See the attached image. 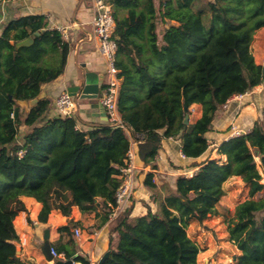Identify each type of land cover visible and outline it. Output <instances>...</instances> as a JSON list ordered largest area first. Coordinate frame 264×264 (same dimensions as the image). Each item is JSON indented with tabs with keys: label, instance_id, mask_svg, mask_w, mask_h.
Here are the masks:
<instances>
[{
	"label": "trees",
	"instance_id": "1",
	"mask_svg": "<svg viewBox=\"0 0 264 264\" xmlns=\"http://www.w3.org/2000/svg\"><path fill=\"white\" fill-rule=\"evenodd\" d=\"M108 1L121 126L84 129L75 115L50 117L48 97L24 117L20 102L38 98L44 85L64 74L70 44L45 15L13 20L0 36V264H37L17 254L14 222L26 212L24 196L43 205L39 222L47 223L54 210L68 219L58 230L67 241L52 244L57 253L90 264L79 255L74 231L83 223L71 217L73 208L99 219L97 229L108 223L131 148L137 162L153 171L169 139L181 141L190 160L185 169L193 174L178 175L167 191L168 185L158 190L155 174L146 172L144 186L155 208L144 202V213L134 217L132 201L111 220L103 264H198L200 249L187 228L217 212L232 177L250 188V199L227 221L240 251L235 262L264 264V108L247 133L220 143L209 135L230 100L264 84L263 66L252 53L254 36L264 29V0ZM36 33L32 45L17 48ZM193 105L202 107L201 118L185 124ZM23 126L28 131L21 135ZM212 145L225 161H199Z\"/></svg>",
	"mask_w": 264,
	"mask_h": 264
},
{
	"label": "crops",
	"instance_id": "2",
	"mask_svg": "<svg viewBox=\"0 0 264 264\" xmlns=\"http://www.w3.org/2000/svg\"><path fill=\"white\" fill-rule=\"evenodd\" d=\"M122 14L125 13L122 11ZM29 15H45L49 19L50 28L57 30L66 29L68 38H65V40L70 44V53L64 74L57 81L46 84L43 87L46 97L52 101V108L49 113L50 117L57 116L55 112L57 98L62 93L68 92L70 87L78 84V80L87 73L95 74L100 89L103 90L105 88L108 81L106 62L99 53L98 39L94 34L92 26V21L96 16V9L92 0H3L0 2V36L9 22ZM262 30L264 29L260 31ZM259 87L264 88V84ZM256 88L251 91L252 102L238 103V101L234 100L236 98L234 97L228 102L222 111L223 113L220 112L217 115L213 125V132L209 134L212 139H215V143L232 138L230 137V132L229 134L223 133L227 132L230 125L235 124L238 128L244 130V133H247L252 129L255 121L261 117L264 108V93L263 95L255 93L257 92L254 91ZM73 100L75 104L73 115L82 121L80 124L82 128L89 129L90 126L107 123L102 116L99 100H80L76 97H73ZM20 105L25 117L30 108L24 105L23 102ZM27 131L28 128L23 126L21 128V135L26 134ZM180 146L181 141L179 139L164 140L161 153L165 157L168 166L163 163L162 165L164 167L158 165V169L151 172L155 173L156 176L165 175L171 177L175 175L177 177L179 173H177L178 171L175 167H186L181 163L183 160L180 156L182 154ZM134 150L136 153L135 147ZM220 159L225 161L224 157H220ZM137 167L142 172L140 174V172L136 171L137 191L135 195L138 198L134 197V200H132L135 203L134 217L144 213V202L149 203L155 208V204L150 201L152 193L144 186V179L142 177L151 168H143L138 162ZM161 178L166 179L164 176H161ZM171 186L173 187V183ZM22 201L26 206V212H21L14 222L21 241L20 244L16 243L17 248H20L22 257L26 260H31L37 264H54L47 261L41 252V247L45 241V233L47 231L49 232V241L51 244L57 241L66 242L67 237L59 233L58 230L67 224L68 219L59 211L54 210L48 222L45 224L41 223L38 217L43 205L31 197L24 196L22 197ZM73 213L76 215H73ZM71 217L75 221H81L84 227V222L86 223L87 217L82 215L78 207L73 208ZM91 219L87 226L90 228L89 237L87 236L84 241L85 243L82 240H77V243L79 245V255L86 257L90 264H95L97 259V262H99L107 251L110 224H112L111 220L113 219L99 229L96 228L99 224V219H95L93 216Z\"/></svg>",
	"mask_w": 264,
	"mask_h": 264
},
{
	"label": "rangeland",
	"instance_id": "3",
	"mask_svg": "<svg viewBox=\"0 0 264 264\" xmlns=\"http://www.w3.org/2000/svg\"><path fill=\"white\" fill-rule=\"evenodd\" d=\"M252 53H253L256 64L263 66L264 65V30L262 31L259 30L255 34L254 41L252 44ZM254 91H257L255 93L263 95L264 88L259 87V88H256ZM251 94L252 92L245 96L244 95L238 96L234 100L242 104L252 102ZM190 111H191V115L189 116V124H193L201 118L202 107L200 105H197V106L194 105L190 108ZM221 113L223 112L221 111ZM243 131L244 130L238 128L237 125L232 124L228 127V130H227L228 133L227 132H223V133L229 134L230 132V137H235V136H239L243 134L244 133ZM161 154L162 153L160 151V156L158 157V162H159L158 165H160L161 167H164L162 164L165 163V165H167L168 163L165 157L163 156V154H162V159H161ZM180 156H181V159L184 161V162L182 161L181 163L185 166H188L190 161L186 158H183L182 154ZM206 158L220 160V157L216 155V150H215L214 145L211 146V149L209 150V152H207L204 155L202 160ZM137 171L140 172L139 170ZM151 171L152 170L150 169L148 173H150ZM193 172H194L193 170L185 169L182 171H178L177 173H179L178 175H181V174L186 175V174H191V173L193 174ZM161 176L166 177V179L161 178ZM161 176L155 175V179H154L155 182L157 183V186L159 184L158 190H161L163 185H168L169 188H167V191H169L172 187L171 186L172 183L174 186L175 178H176L175 175L171 177H168L165 175H161ZM142 177L143 179H145V174H143ZM262 182H264V179ZM223 189H224V196L222 197L220 203L217 206V212L214 215L209 216L208 219H206L202 223H199L196 221L191 222L187 228L188 236L197 243L200 249V252L198 255V264H236L235 257L240 255V251L238 250L236 245L230 241L227 221L234 216L235 210L239 204L250 199L249 184L244 183L240 177H232L223 185ZM136 191H137V186H136L135 192ZM134 197L138 198L136 195H134L132 200H134ZM256 198H259V197H256ZM73 215H76V214L73 213ZM91 220H92L91 216L87 217L86 223L84 222V227H82L83 230L79 229L81 232V236H76L75 231H74V237L76 240H80V241L82 240V242H84L87 236L89 237L90 228H88L87 226L89 225V222ZM17 249L19 250L20 248L18 247ZM97 261L95 264H98Z\"/></svg>",
	"mask_w": 264,
	"mask_h": 264
},
{
	"label": "built area",
	"instance_id": "4",
	"mask_svg": "<svg viewBox=\"0 0 264 264\" xmlns=\"http://www.w3.org/2000/svg\"><path fill=\"white\" fill-rule=\"evenodd\" d=\"M96 9V16L92 21L94 34L98 39V49L100 55L106 62V73L108 81L99 98L100 105L105 109L108 123L112 126H121L120 115L117 108L118 92L120 87V79L118 78V70L116 68V52L117 44L114 39L115 21L113 17V8L108 0H92ZM62 36L68 38L66 29L59 30ZM238 97V96H236ZM74 100L68 92L62 93L55 102V111L57 116L68 117L73 115ZM183 158H186L182 155ZM138 170L136 153L134 147L128 154L127 166L121 170V178L124 180L121 188L116 194V207H114L111 219H115L130 204L135 195L136 189V171ZM191 176V174H186ZM76 236H81L79 229L75 230ZM19 237V244H20ZM51 254L55 260H64L63 255L51 247ZM74 264H77L76 262Z\"/></svg>",
	"mask_w": 264,
	"mask_h": 264
},
{
	"label": "water",
	"instance_id": "5",
	"mask_svg": "<svg viewBox=\"0 0 264 264\" xmlns=\"http://www.w3.org/2000/svg\"><path fill=\"white\" fill-rule=\"evenodd\" d=\"M39 35H40V33H36L34 35V37H30L27 40L18 43L17 48L28 47V46L32 45L34 43V38L38 37ZM262 72L264 75V65L262 68ZM68 93L71 97H74V98L76 97L80 100L98 101L100 96H101V89H100L99 82H98L96 75L93 73H87L85 76L81 77L78 80V84H76V85H74L68 89ZM45 97H46V93L42 92L38 98L33 99V100H29V101H23V103H24V105L28 106L29 108H32V107L36 106L40 102V100L44 99ZM101 109H102V116L104 117V121L108 122V118H107L105 109L102 106H101ZM185 111H188V109L186 108ZM184 122H185V124L189 123V117L188 116H186ZM51 247H52V244L49 241V232L47 231L45 233V241L41 247V252L44 255L45 259L51 263H54V264H74L75 263V261L73 259H71V260H55L51 254ZM17 254L21 255V251L18 250ZM108 256H109V254L105 253L102 256V258L100 259L98 264H103Z\"/></svg>",
	"mask_w": 264,
	"mask_h": 264
}]
</instances>
